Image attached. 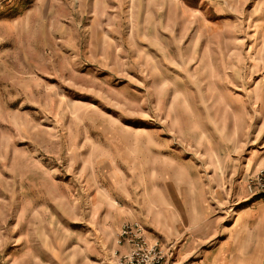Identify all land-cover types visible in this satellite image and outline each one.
I'll return each mask as SVG.
<instances>
[{
	"label": "rangeland",
	"instance_id": "rangeland-1",
	"mask_svg": "<svg viewBox=\"0 0 264 264\" xmlns=\"http://www.w3.org/2000/svg\"><path fill=\"white\" fill-rule=\"evenodd\" d=\"M261 169L264 0H0V264L210 263Z\"/></svg>",
	"mask_w": 264,
	"mask_h": 264
},
{
	"label": "crops",
	"instance_id": "crops-1",
	"mask_svg": "<svg viewBox=\"0 0 264 264\" xmlns=\"http://www.w3.org/2000/svg\"><path fill=\"white\" fill-rule=\"evenodd\" d=\"M258 200L264 201V197ZM253 207L237 213L234 223L224 232L225 236L217 253L212 261L206 264H264V231L257 232L252 227V219L255 218L252 214ZM257 217L260 219L256 220L257 226L260 227L264 221V212L257 214Z\"/></svg>",
	"mask_w": 264,
	"mask_h": 264
},
{
	"label": "built area",
	"instance_id": "built-area-1",
	"mask_svg": "<svg viewBox=\"0 0 264 264\" xmlns=\"http://www.w3.org/2000/svg\"><path fill=\"white\" fill-rule=\"evenodd\" d=\"M247 188L251 197H264V169L248 179ZM118 244L125 249L118 255L116 264H167L172 257L171 249L163 250L158 243L151 242L139 224L124 226Z\"/></svg>",
	"mask_w": 264,
	"mask_h": 264
}]
</instances>
